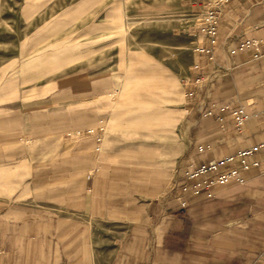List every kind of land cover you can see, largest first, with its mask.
<instances>
[{
    "label": "crops",
    "instance_id": "1",
    "mask_svg": "<svg viewBox=\"0 0 264 264\" xmlns=\"http://www.w3.org/2000/svg\"><path fill=\"white\" fill-rule=\"evenodd\" d=\"M199 1L189 43L207 42L196 30ZM118 12V0H0V264H264L263 167L212 197L179 188L190 164L264 140V0L222 8L212 63L192 51L201 68L191 66L186 83L194 91L181 121L187 145L168 169L128 161L104 141L103 123L117 121ZM252 38L258 52L230 53ZM238 103L241 128L230 116ZM100 126L101 142L84 134ZM25 138L51 144L27 149ZM200 144L211 148L199 153ZM44 152L51 156L39 160ZM254 158L264 161V149Z\"/></svg>",
    "mask_w": 264,
    "mask_h": 264
},
{
    "label": "rangeland",
    "instance_id": "2",
    "mask_svg": "<svg viewBox=\"0 0 264 264\" xmlns=\"http://www.w3.org/2000/svg\"><path fill=\"white\" fill-rule=\"evenodd\" d=\"M118 2L120 29L114 35L116 43H111L117 46L118 53L117 61L112 62L119 73L116 100L111 106L117 121L103 123L104 141L128 161H149L153 169L172 168L187 145L186 132L181 130V136L180 129L185 113L184 91L193 61L190 36L185 30L192 23L191 5L200 1ZM261 107L264 109V102ZM49 144L30 138L22 141L27 149L38 146L42 151ZM58 146L60 143L53 150ZM49 156L44 152L37 158ZM21 178L24 198L29 192L26 169Z\"/></svg>",
    "mask_w": 264,
    "mask_h": 264
},
{
    "label": "built area",
    "instance_id": "3",
    "mask_svg": "<svg viewBox=\"0 0 264 264\" xmlns=\"http://www.w3.org/2000/svg\"><path fill=\"white\" fill-rule=\"evenodd\" d=\"M230 0H206L203 4L202 10L197 16L198 26L197 32L207 40L203 43L201 39H192L190 41V49L194 53L202 54L205 57V62L210 64L214 61V52L217 45V25L222 8ZM260 41L258 39H247L238 43L236 47L230 49V53L234 54L236 51L245 49H252L256 52L259 51ZM192 68L194 70L200 69L201 65L195 63ZM201 76H197L194 80L195 83L201 81ZM184 96L192 98L194 91L192 89H185ZM220 110L229 109L228 104L219 107ZM212 115V110H205L203 116ZM230 116L232 117L236 127L241 128L244 120L247 118L245 107L238 103L236 106L230 108ZM217 121L223 123V116H217ZM104 127H99V132L95 133L94 128H88L85 135L96 134L97 142H101ZM75 134L80 135V131ZM211 148L210 144H200L197 146V151L203 153ZM264 149V140L254 145L241 149L233 154L224 155L219 158H212L201 164H190L182 171L179 188L185 193L194 195L200 194L203 190L206 191L208 197H212V189L216 186L226 185L231 182L242 183L244 176L242 172L250 166H259L264 169V161L255 159L254 156ZM181 211H185L186 203L181 201Z\"/></svg>",
    "mask_w": 264,
    "mask_h": 264
}]
</instances>
